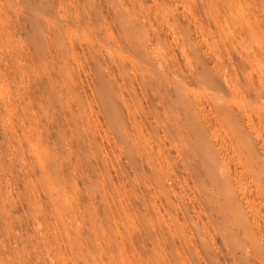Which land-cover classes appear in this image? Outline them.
<instances>
[{"label":"rangeland","instance_id":"1","mask_svg":"<svg viewBox=\"0 0 264 264\" xmlns=\"http://www.w3.org/2000/svg\"><path fill=\"white\" fill-rule=\"evenodd\" d=\"M176 90L226 211L174 122ZM249 154L264 167V0H0V264H264Z\"/></svg>","mask_w":264,"mask_h":264},{"label":"bare ground","instance_id":"2","mask_svg":"<svg viewBox=\"0 0 264 264\" xmlns=\"http://www.w3.org/2000/svg\"><path fill=\"white\" fill-rule=\"evenodd\" d=\"M124 27L127 33L132 34L130 31V28L127 27L126 22L124 23ZM34 33H35V36L37 37L36 46L39 47V45L41 44L40 36L38 35L37 30H34ZM137 41L138 40H136V42ZM135 45L137 46V43ZM139 51H141V49ZM100 92L102 94V97H103L102 99L104 100V105H105V108L108 114L109 115L114 114L119 120L122 114L120 112V107L114 99V96H113V93L111 92L109 84L103 78L101 79V83H100ZM175 93H176V98L171 101V107L176 111L174 114V122L176 125H178L177 126L178 129L180 130L181 133L184 134V136L186 137V140L189 143V146H190L189 156L193 160L195 159L203 167L207 175H209L211 179L213 180V182L216 184L217 189L219 191V196L220 197L222 196L220 198V201L218 200V202L214 204L215 207L217 206V209L221 211H226L227 208L231 206L234 201L233 198L229 195V193L225 192L227 188L226 187V176L224 172L218 171L219 170L218 160L215 154L213 153V149L208 142L205 132L203 131V126L200 123V118L196 116L195 114H193V112L184 108L182 93L179 92L178 90H176ZM217 111L222 117L223 123L226 125V127H228L229 133L232 139L235 142L238 141L239 143H242V145L246 147V143L244 142L245 136L243 132L241 131L239 125L237 124L231 110L226 107H220V108H217ZM120 120L122 121V119ZM118 125L119 124L116 123L117 129H118ZM179 125L180 127L182 125V128H180ZM246 150H249V147L248 148L246 147ZM256 157L257 156H255L254 154H249V158L247 159V164L249 168L252 169V173L254 177L259 182L261 181L262 185H264V167L260 163L257 162ZM230 225H232V223ZM246 230L247 229H245V231ZM230 235L231 237L233 236L234 238L238 236L239 234L238 235L230 234ZM243 235H246V237L249 240V243L251 244L252 247H254V249L259 250L255 244V241L253 240L250 234H243Z\"/></svg>","mask_w":264,"mask_h":264}]
</instances>
